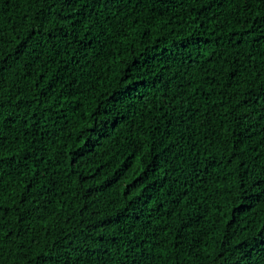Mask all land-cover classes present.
Returning a JSON list of instances; mask_svg holds the SVG:
<instances>
[{"label":"trees","instance_id":"obj_1","mask_svg":"<svg viewBox=\"0 0 264 264\" xmlns=\"http://www.w3.org/2000/svg\"><path fill=\"white\" fill-rule=\"evenodd\" d=\"M0 264H264V0H0Z\"/></svg>","mask_w":264,"mask_h":264},{"label":"bare ground","instance_id":"obj_2","mask_svg":"<svg viewBox=\"0 0 264 264\" xmlns=\"http://www.w3.org/2000/svg\"><path fill=\"white\" fill-rule=\"evenodd\" d=\"M22 261H23V259H22ZM22 263V262H21Z\"/></svg>","mask_w":264,"mask_h":264}]
</instances>
